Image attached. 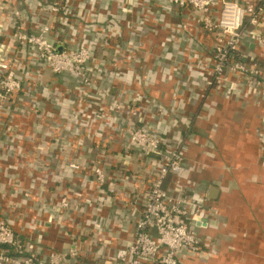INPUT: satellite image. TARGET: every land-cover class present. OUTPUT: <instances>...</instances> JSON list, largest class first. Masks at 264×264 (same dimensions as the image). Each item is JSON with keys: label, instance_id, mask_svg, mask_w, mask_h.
<instances>
[{"label": "built area", "instance_id": "1", "mask_svg": "<svg viewBox=\"0 0 264 264\" xmlns=\"http://www.w3.org/2000/svg\"><path fill=\"white\" fill-rule=\"evenodd\" d=\"M0 25V264L212 256L216 243L202 228L212 209L204 197L177 195L194 137L190 108L200 114L210 99L237 95L264 105V0H0ZM158 85L171 89L168 106L164 93L151 94ZM179 104L181 139L167 142L161 129ZM59 140L70 148L64 170L46 158L59 163ZM86 143L93 157L77 160ZM130 152L144 175L120 181V157ZM55 179L67 186L51 194ZM108 200L136 216L103 228L91 211ZM47 222L68 241L60 250L44 246Z\"/></svg>", "mask_w": 264, "mask_h": 264}, {"label": "crops", "instance_id": "2", "mask_svg": "<svg viewBox=\"0 0 264 264\" xmlns=\"http://www.w3.org/2000/svg\"><path fill=\"white\" fill-rule=\"evenodd\" d=\"M112 8L117 16L121 14L119 5H113ZM3 30L4 27L0 25V32ZM245 45L248 51L257 52L248 39ZM44 76L47 81L51 79L49 73ZM194 84H199L197 79ZM158 86L157 89L160 90L157 92L154 88L151 94L159 97L160 93H164L165 100L162 104L168 106L171 89L168 86ZM179 92L185 93V87L180 86ZM190 95L194 97V94ZM154 103L159 106V103ZM178 107L179 112L169 116L171 123L161 129L162 137L167 142H178L181 139L182 133L177 129V121L183 114L182 104ZM201 109L199 114V108H190V111H195L190 113L194 123V137L185 147L186 163L181 173L184 184L182 188H178L177 195L196 194L206 199L207 206L212 209V217L205 219L203 233L211 238L212 243H216V247L212 256L203 254L199 259L185 260L184 264H264V105L244 100L243 96L237 95L234 99H210ZM66 143L59 140L58 147H55L62 153L56 155L62 164L54 162L52 152L47 153L51 169H65L70 150ZM25 150L31 160L34 153L30 146L26 145ZM91 152L92 147L86 143L83 145V152L76 154V159L92 158ZM129 154H135V157H120L118 180L129 173L144 175L146 164L137 160V152ZM128 161H131L130 166ZM74 181L79 184V180ZM176 182V179H168L169 193H176ZM52 183L56 189L49 188L51 194L67 186L66 182L61 183L58 179ZM26 184L27 180L24 181V185ZM71 188L77 189V186L73 185ZM2 201L6 209L8 200ZM74 204L76 205L75 202ZM92 209L91 219L98 221L103 228L111 227L114 219L133 220L136 216L135 212L117 209L109 200L103 204L95 201ZM55 210V207L48 209L50 221L55 219ZM49 215L46 213L44 220H49ZM44 225V246L60 250L68 243L53 223L47 222ZM132 229L133 227L131 230L126 229L118 235L125 239Z\"/></svg>", "mask_w": 264, "mask_h": 264}]
</instances>
